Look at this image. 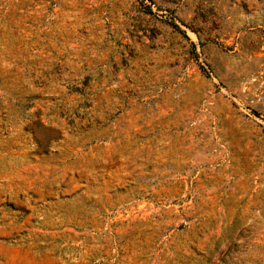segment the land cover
<instances>
[{
  "label": "rangeland",
  "instance_id": "rangeland-1",
  "mask_svg": "<svg viewBox=\"0 0 264 264\" xmlns=\"http://www.w3.org/2000/svg\"><path fill=\"white\" fill-rule=\"evenodd\" d=\"M0 264H264V0H0Z\"/></svg>",
  "mask_w": 264,
  "mask_h": 264
}]
</instances>
